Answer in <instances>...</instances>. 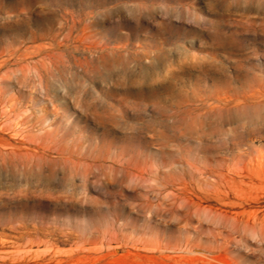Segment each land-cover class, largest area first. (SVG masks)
<instances>
[{"label": "rangeland", "instance_id": "374dc122", "mask_svg": "<svg viewBox=\"0 0 264 264\" xmlns=\"http://www.w3.org/2000/svg\"><path fill=\"white\" fill-rule=\"evenodd\" d=\"M0 264H264V0H0Z\"/></svg>", "mask_w": 264, "mask_h": 264}, {"label": "bare ground", "instance_id": "6f19581e", "mask_svg": "<svg viewBox=\"0 0 264 264\" xmlns=\"http://www.w3.org/2000/svg\"><path fill=\"white\" fill-rule=\"evenodd\" d=\"M260 97V96H259Z\"/></svg>", "mask_w": 264, "mask_h": 264}]
</instances>
